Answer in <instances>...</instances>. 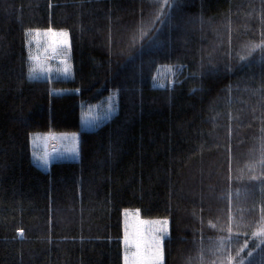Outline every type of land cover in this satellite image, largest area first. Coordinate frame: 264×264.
Instances as JSON below:
<instances>
[{"label":"trees","instance_id":"1","mask_svg":"<svg viewBox=\"0 0 264 264\" xmlns=\"http://www.w3.org/2000/svg\"><path fill=\"white\" fill-rule=\"evenodd\" d=\"M49 29L73 76L30 80ZM73 133L77 161L34 164L33 134ZM126 210L169 221L164 264H264V0H0V264H124Z\"/></svg>","mask_w":264,"mask_h":264},{"label":"rangeland","instance_id":"2","mask_svg":"<svg viewBox=\"0 0 264 264\" xmlns=\"http://www.w3.org/2000/svg\"><path fill=\"white\" fill-rule=\"evenodd\" d=\"M48 30H34L27 32V51L29 54V64L30 80H56V79H70L73 76V68L71 61V45L69 38V45L67 47L61 45L57 48L56 52H53L49 47L50 37L45 35ZM39 32V36H37ZM57 33L61 31H55ZM39 41V43H37ZM31 57V59H30ZM39 57V59H36ZM63 62V63H62ZM67 68L68 74H64V69ZM184 69L182 67L174 66H160L153 80V87L155 88H165L172 87L178 82ZM34 77V78H33ZM58 94H62L59 92ZM118 112V93L113 92L105 102L97 106H84L81 128L83 131H92L100 127L103 123L111 120ZM75 134V133H73ZM67 135L71 137L72 134H33L31 136V146H32V160L36 166H39L43 170L51 167V165L56 161H77L80 155V136L78 137V156L77 155H67L64 153V149L68 145L61 137ZM54 137V138H53ZM36 139L35 145L32 144V139ZM33 153L36 156H33ZM45 154L49 156V163L47 166L43 165L41 160L36 157H43ZM128 215L124 212V231L125 225L128 226L129 233H132L136 226L135 214L136 210H126ZM139 219L146 221L141 225V229L145 236L151 239V234L153 229H163L162 232L157 231L155 234L158 236H163L162 241V264H164V242L169 237V221L166 219L160 220H143L139 214ZM163 221H168L167 224L159 223ZM124 241V238H123ZM124 255L125 252L129 254L134 252L136 249L134 247L126 248L124 243Z\"/></svg>","mask_w":264,"mask_h":264},{"label":"snow or ice","instance_id":"3","mask_svg":"<svg viewBox=\"0 0 264 264\" xmlns=\"http://www.w3.org/2000/svg\"><path fill=\"white\" fill-rule=\"evenodd\" d=\"M45 35H48L51 39L49 41V47L53 52H56L57 48L61 45L67 47L69 45V33L66 31H61L59 33L49 29ZM37 36H39V32H37ZM39 43V41H37ZM31 59V57H30ZM36 59H39L37 57ZM63 63V62H62ZM30 71H32L30 69ZM64 74H68L67 68L64 69ZM34 78V77H33ZM54 138V137H53ZM68 145L64 149V153L67 155H77L78 156V145L79 140L75 134H72L71 137L64 135L61 137ZM36 139H32V144L35 145ZM35 157L36 154L33 153ZM41 160L42 164L47 166L49 163V156L45 154L43 157H36ZM255 179V177H253ZM125 215L128 213L125 211ZM136 226L132 233H129L127 224L125 225L124 231V245L126 248L134 247L136 250L131 252H125L124 255V264H162V241L163 236H158L155 233L157 231L162 232L163 229H153L151 234V239L147 238L144 232L141 229V225L147 223L146 221H142L139 219V210H137L135 214ZM163 224H167L168 221L159 222ZM23 235V232L20 233Z\"/></svg>","mask_w":264,"mask_h":264},{"label":"crops","instance_id":"4","mask_svg":"<svg viewBox=\"0 0 264 264\" xmlns=\"http://www.w3.org/2000/svg\"><path fill=\"white\" fill-rule=\"evenodd\" d=\"M50 168L46 169L47 171L49 170Z\"/></svg>","mask_w":264,"mask_h":264}]
</instances>
